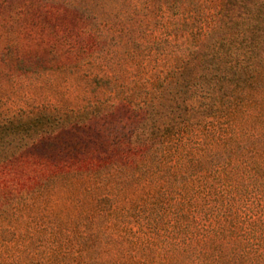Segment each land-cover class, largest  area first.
Instances as JSON below:
<instances>
[{
  "label": "rangeland",
  "instance_id": "374dc122",
  "mask_svg": "<svg viewBox=\"0 0 264 264\" xmlns=\"http://www.w3.org/2000/svg\"><path fill=\"white\" fill-rule=\"evenodd\" d=\"M3 2L0 153L10 151L13 156L0 161V264H86L92 245L80 239L97 231L99 247L106 249L107 236L119 233L130 239L139 231L155 244L150 264H169V173L171 179L177 174L170 170L173 138L189 141L176 181L198 182L204 160L198 144L207 125L264 122V98L245 111L243 101L229 109L207 95V81L185 85L199 75L212 78L225 67L246 66L245 48L237 47L240 37L227 39L223 29L205 38L199 58L183 62V83L169 88V48L177 33L169 27V0H139L137 10L105 9L101 0H94L90 14H97L98 20L90 26L92 37L83 33V20H89L85 10L76 12L49 0L22 14ZM191 2L188 11L194 6L206 15L213 0ZM225 19L231 20L229 15ZM191 29L183 28L182 34ZM63 40L89 54L80 61L77 75L32 73L29 64L16 65L29 56L16 58L15 51H34L39 42L54 43L61 51ZM209 44H215L217 52ZM259 65L264 68L263 62ZM247 71L246 76L252 73ZM219 91L229 94L231 87L222 84ZM173 94L177 97L171 99ZM108 113L112 115L106 117ZM131 122L143 124L135 134L137 149L126 155L124 140ZM214 150L212 145L206 152ZM127 170L132 183L124 186L129 184L123 185ZM136 205L143 206L139 214ZM149 208L155 212L147 216ZM99 261L104 262L102 252Z\"/></svg>",
  "mask_w": 264,
  "mask_h": 264
},
{
  "label": "trees",
  "instance_id": "16d2710c",
  "mask_svg": "<svg viewBox=\"0 0 264 264\" xmlns=\"http://www.w3.org/2000/svg\"><path fill=\"white\" fill-rule=\"evenodd\" d=\"M0 1L1 4L6 1L3 3L11 8L17 7L18 11L24 14L25 11H30L36 5L49 0ZM51 1L60 2L64 8L76 12L78 8L87 11L89 20H83L86 25L83 33L89 37L93 36L90 26L93 20H98L97 14H90V4H93L94 0H77L76 3L74 0ZM101 1V7L105 9L123 7L126 10V7H130L127 10H137L141 3L139 0ZM191 1L169 0V27H174L173 30L177 32L172 35L174 45L169 48V88L176 86L178 82L183 83L184 79H179L184 75L183 62H194L199 58L198 55L206 46L205 38L220 34L224 29L227 31L224 34L227 39H235L232 36L236 34L240 37L237 47L239 50L241 47L245 48L243 58H246L248 64L241 66L239 70H232L231 66L225 67L212 78H206L205 74L199 75L196 81L187 80L185 85L187 87L190 83L188 88H191L196 87L200 80L207 81L209 84L206 89L210 92L207 95H212L213 100H221L218 106L230 109L236 102L243 101L246 108L243 111L253 108L258 99L264 98V68L259 67L260 62L264 63V0H213L206 15H200L198 8L194 6L188 11L186 8L192 4ZM146 14L150 16L153 13ZM227 15L230 16V21L225 19ZM187 26H192V29L182 34L181 30ZM50 43L39 42V48L28 53L15 51L16 58L20 55L29 56L28 61L22 58L16 60V65L29 64V71L32 73L42 70L57 72L60 75H77L80 71V61L89 56L86 49L76 48L63 40L58 47L64 48L57 51L54 43ZM209 46L216 51L215 44ZM230 58L225 61L226 65ZM63 60L75 62H60ZM218 60L222 61V57H218ZM249 68L252 73L246 76ZM259 68L261 69L258 71ZM249 79L253 81L250 83ZM222 84L231 87L229 94L219 91ZM174 97L176 98L177 94H173L171 99ZM125 100L127 104L134 103ZM110 115L112 113L105 116ZM131 123L133 128L128 131L129 134L124 140L123 153L126 155H131L137 149L135 134L143 124ZM255 123L258 125L251 126L247 122H222L219 125L206 126V135L202 136L203 143L198 144L199 150L202 148L204 152L202 175L198 182L176 181L177 166L184 161L182 153L189 146V141L186 142V138L182 137L173 138L176 139L175 148L169 156V161L172 164L170 170L173 169L177 174L171 179L173 172L169 173V264H264V122ZM212 145L216 146L215 152H206ZM12 156L13 152H1L0 161L9 160ZM126 173L128 177L123 185L128 182L129 184L124 186H129L133 176L129 170ZM141 208L142 205H136L133 209L139 214ZM147 211V216L155 212L150 208ZM157 212L159 214L160 210ZM153 232L156 235L158 231ZM140 233L135 232L130 239L123 238L119 233L115 238L107 236L108 249L99 247L101 237L94 235L101 236L98 231L87 234L80 239V243L86 241L92 245L88 249L91 250L92 258H88L86 264H150L155 252L152 245L155 244L144 240ZM99 252H102L104 262L97 263Z\"/></svg>",
  "mask_w": 264,
  "mask_h": 264
}]
</instances>
